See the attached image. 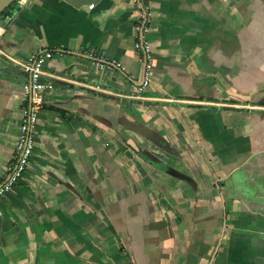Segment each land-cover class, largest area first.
Listing matches in <instances>:
<instances>
[{"label": "crops", "instance_id": "crops-1", "mask_svg": "<svg viewBox=\"0 0 264 264\" xmlns=\"http://www.w3.org/2000/svg\"><path fill=\"white\" fill-rule=\"evenodd\" d=\"M144 7L154 80L138 96ZM0 20V183L21 65L52 52L55 85L0 200V264H264V0H20Z\"/></svg>", "mask_w": 264, "mask_h": 264}, {"label": "built area", "instance_id": "built-area-1", "mask_svg": "<svg viewBox=\"0 0 264 264\" xmlns=\"http://www.w3.org/2000/svg\"><path fill=\"white\" fill-rule=\"evenodd\" d=\"M29 0H21L25 2ZM137 4L139 0H133ZM94 4L89 8L93 10ZM154 13L150 7H144L140 13L134 32V48L138 52L139 62L143 65V79L141 84L135 86L136 95L140 96L147 92L154 80V51L150 34L153 31ZM4 29L0 25V40ZM94 58L96 67L102 70L126 71L121 63L117 61H108L103 56L95 53L90 54ZM53 59L50 51L37 52L22 64L23 72L27 80L23 84V92L26 100V106L21 111L19 122V138L15 145L12 160L6 165L5 180L0 183V200L11 194L27 173L32 164V158L36 149L38 123L41 112L45 108V97L47 93L55 90L54 83L50 80L53 77L46 71V63Z\"/></svg>", "mask_w": 264, "mask_h": 264}, {"label": "water", "instance_id": "water-1", "mask_svg": "<svg viewBox=\"0 0 264 264\" xmlns=\"http://www.w3.org/2000/svg\"><path fill=\"white\" fill-rule=\"evenodd\" d=\"M18 1L20 0H0V19L3 17V13ZM87 1L93 0H71V3L75 7H80ZM211 101L215 102V99L211 98Z\"/></svg>", "mask_w": 264, "mask_h": 264}, {"label": "trees", "instance_id": "trees-1", "mask_svg": "<svg viewBox=\"0 0 264 264\" xmlns=\"http://www.w3.org/2000/svg\"><path fill=\"white\" fill-rule=\"evenodd\" d=\"M16 3H17V2H16ZM16 3H14L13 5H15ZM13 5H12V6H13ZM12 6H11L10 8H8V9L3 13V17L6 16V15H8V14L10 13Z\"/></svg>", "mask_w": 264, "mask_h": 264}, {"label": "rangeland", "instance_id": "rangeland-1", "mask_svg": "<svg viewBox=\"0 0 264 264\" xmlns=\"http://www.w3.org/2000/svg\"><path fill=\"white\" fill-rule=\"evenodd\" d=\"M1 21V20H0ZM234 95H231V98L233 97ZM237 98V99H236ZM234 100L236 101H241V99H238V97H234Z\"/></svg>", "mask_w": 264, "mask_h": 264}]
</instances>
